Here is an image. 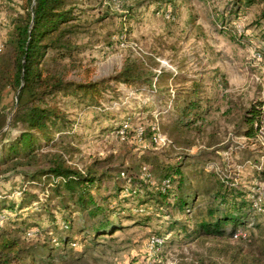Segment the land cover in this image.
I'll use <instances>...</instances> for the list:
<instances>
[{
	"label": "rangeland",
	"instance_id": "obj_1",
	"mask_svg": "<svg viewBox=\"0 0 264 264\" xmlns=\"http://www.w3.org/2000/svg\"><path fill=\"white\" fill-rule=\"evenodd\" d=\"M236 1L73 0L72 51H49L44 65L67 80L106 79L113 88L100 106L51 98L72 125L38 152L66 148L70 165L92 168L100 177L93 194L118 229L96 236L51 180L33 184L27 174L46 166L44 158L14 170L4 164L2 147L22 132L9 124L0 139L1 231L45 244L56 264H264V2ZM25 7V0H0V73ZM127 66L143 81L120 82ZM187 100L197 102L181 122ZM15 102L0 77V113L11 119ZM253 110L261 115L251 124ZM177 166L182 178L167 188L165 175ZM121 172L145 179L138 196H120ZM223 213L238 216L237 225L207 234L202 226ZM60 240L68 242L60 247Z\"/></svg>",
	"mask_w": 264,
	"mask_h": 264
},
{
	"label": "trees",
	"instance_id": "obj_2",
	"mask_svg": "<svg viewBox=\"0 0 264 264\" xmlns=\"http://www.w3.org/2000/svg\"><path fill=\"white\" fill-rule=\"evenodd\" d=\"M25 1V16L17 22L15 32L10 40L13 48L12 59L6 66L2 64L0 73L6 86L11 87L16 93L13 109L15 112L12 118H9V114L0 113V139L6 136V132L3 130L9 124L10 128L21 125L22 132L12 144L2 147L4 150L2 161L6 165L13 163L10 169L14 170L19 167L33 166L37 160L44 158L46 166H36L31 174H27L32 183L38 184L37 182L44 179L51 180V185L56 192L68 196L78 211L83 213V216L87 215L90 218L92 221L91 230L96 236L109 234L118 229V226L113 225L108 208L99 202L93 194V188L100 181V177L92 172V168L86 173L70 165L66 148L57 149L56 152H44L45 154L38 151L43 147L50 146L51 143L54 144L56 135H62L72 125L67 113L57 104L52 103L51 98L73 97L84 103L92 102L100 106L104 94L113 87L106 79L98 82L67 80V77L61 72L52 71L44 65L49 51H56L62 56H68L72 51V44L68 36L73 27L70 24L75 20L73 0ZM263 2L264 0H237L235 5L252 6ZM139 73L133 67L127 66L119 73L118 80L126 85L136 84L143 81L137 79ZM187 102L188 105L184 106L182 110L181 122L186 119L197 101L187 100ZM250 114L252 119L249 120V123L251 124L255 118L257 119L261 115L260 110H253ZM255 134L257 135L258 132L255 131ZM247 135L252 137L253 130H249ZM32 162L34 163L32 164ZM171 169L173 173L165 175L166 181L169 182L167 188L171 187L173 178L177 176L182 178L181 167L177 166ZM137 184L141 186L146 184L145 179L144 181H135L121 172L115 180V186H117V190H120V196L124 198L138 196L141 187ZM221 184H223L222 181ZM159 189L158 191L162 195H166L162 187ZM182 202L185 204L186 201ZM245 203L244 200L236 203L234 209L240 211V206ZM10 216L11 214H7L5 224L10 221ZM238 221L239 217L233 213L227 215L223 213L215 223H205L202 227L207 234L218 235L223 234V227L231 223L237 225ZM2 228L4 227H0V231ZM70 229L71 223L64 221L62 230ZM233 233L234 231L231 232V235ZM58 242L60 247H64L68 240ZM72 245L75 246L76 242H73ZM47 249L45 244L27 243L19 235L8 231L0 232V264H56L54 257Z\"/></svg>",
	"mask_w": 264,
	"mask_h": 264
},
{
	"label": "built area",
	"instance_id": "obj_3",
	"mask_svg": "<svg viewBox=\"0 0 264 264\" xmlns=\"http://www.w3.org/2000/svg\"><path fill=\"white\" fill-rule=\"evenodd\" d=\"M160 140H161V138L155 139L156 142H159ZM260 141L264 145V114L261 117ZM166 183H168V181H166ZM152 242H153V244H159L161 241L157 238H152Z\"/></svg>",
	"mask_w": 264,
	"mask_h": 264
}]
</instances>
